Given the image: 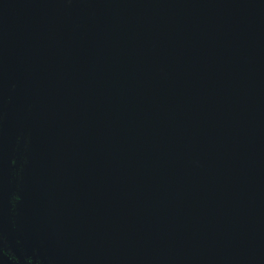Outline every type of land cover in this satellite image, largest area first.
Segmentation results:
<instances>
[{
	"label": "water",
	"instance_id": "95a60500",
	"mask_svg": "<svg viewBox=\"0 0 264 264\" xmlns=\"http://www.w3.org/2000/svg\"><path fill=\"white\" fill-rule=\"evenodd\" d=\"M0 264H264V0H0Z\"/></svg>",
	"mask_w": 264,
	"mask_h": 264
}]
</instances>
